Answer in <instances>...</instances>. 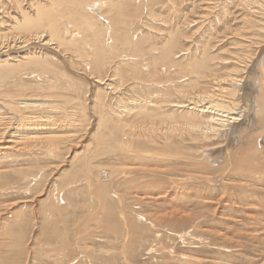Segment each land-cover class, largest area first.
<instances>
[{
    "label": "rangeland",
    "instance_id": "1",
    "mask_svg": "<svg viewBox=\"0 0 264 264\" xmlns=\"http://www.w3.org/2000/svg\"><path fill=\"white\" fill-rule=\"evenodd\" d=\"M201 1L148 0L147 7L151 11L154 10V16L149 18L141 8L137 11L132 4L123 5L119 16L124 17V22L114 26L117 36L126 33L133 35V26L144 28L145 38L151 40L153 44L156 42L157 47L172 38L174 57H177L178 61L176 66L180 68H177V71H182L178 74L179 79L187 81L189 73L195 78L196 72H200L198 84L196 82L189 86V82L184 87L186 82L181 81V85L178 84L180 90L173 87L170 89L171 92L163 91L170 98H162L160 88L150 84V76L145 73L147 67L138 66L141 73L137 75L134 71L136 66L122 61L123 58H128L127 61L135 62L138 58L132 55L130 47L128 50H131L129 52L132 57L128 55L124 57L127 54L125 45L117 49L118 57L104 53L106 57L103 58L101 55V61L106 64V69L97 67L94 60L99 55L96 49H92L86 58L88 61L81 63L82 65L75 61L73 65L77 69L83 71L85 69L94 77L115 76L118 80L117 85L121 87L119 92L110 94V97L99 86L97 88L100 90L94 98L91 96L94 89L90 79L83 80V75L79 77L67 72L68 77L62 75L56 84L60 87L54 88L63 95L49 99L51 103L49 111L44 110L46 113L41 109H39L41 112L31 111L34 112L33 115L31 112H24L25 116L28 114L36 117L47 116L48 119L51 118L53 126L51 130L38 131L39 138L35 141L31 139L32 141L21 142L0 164V264H264V164L260 170L248 169L253 164L244 159L242 152H239L236 162L228 164L223 153L229 145L233 146V152L248 149L249 146L238 148L239 138L231 134H229L231 144L227 140L228 136L220 139L212 137L214 141L203 143L202 138L199 139L196 134L187 131L171 135L173 137H170L171 141L168 143L163 135L149 136V132H145L143 126L147 121L150 122L151 116L137 112L138 108H130L137 106L140 101L146 102L151 98L158 104L160 102L166 104L167 99L182 100L181 89L194 94L202 90L209 91L211 89H204L206 85L203 84L204 81L213 80L216 74L220 76L231 73L233 64L226 61V58H233L237 62V57L240 59L244 57L241 59L243 67L239 68L241 71L238 74L244 72L247 79L243 80L246 87L241 91L246 95L239 97V104L245 107L246 100L250 99L251 91L256 84L258 87L257 80L262 76L264 46L260 50L259 46L254 48L253 45L254 47L250 48L244 42L241 45L238 43L242 39L247 40L249 34L253 32L254 24L264 23L259 22L258 18L241 16L234 22L230 21L228 25L227 17L223 16L224 14L216 15L217 7L214 6L212 11L210 10L211 14L201 17L199 14L203 12V8L200 10L199 5L206 2L208 4L205 7L214 5V0H203L204 2L200 4ZM123 9L127 10L124 12ZM170 23L172 24L169 25ZM240 26L246 29H238ZM100 30L104 32L103 28ZM166 35L171 36L170 39ZM136 38L137 35L134 39ZM256 38L258 41L264 39L262 35ZM110 40L112 41L109 39L108 42L111 44ZM88 42H92L91 35ZM260 42L263 43L264 40ZM195 45L204 46L203 49L202 47L196 49ZM187 49L189 51H186ZM134 53L138 55L135 50ZM177 55L182 57L179 58ZM250 56H253V59ZM203 57L206 58L205 64L210 69L209 67L195 69L197 62ZM248 60L252 61L251 64L256 65L257 69L252 65L247 67L245 63H248ZM11 75L7 69L0 70V87L4 88L7 83H13L18 77L10 78ZM36 75L38 74H25L17 82L23 81L20 85L22 89L27 90L26 93L38 94L40 99H43L41 95L45 91L42 87L46 84L42 80L43 75L41 78ZM178 75L173 77L177 78ZM63 77H66L67 81ZM133 81L139 85L131 83ZM87 88L89 96L86 94ZM72 89L76 92L74 93ZM115 97L117 98L114 100ZM125 102L126 105L123 107ZM55 106L64 109L67 117L55 112ZM107 106L109 113L106 110ZM124 108L126 111L121 112ZM254 111L255 108L249 109L251 115L246 123L255 118ZM72 113L76 117H73ZM125 115L128 118L124 117ZM120 117L125 118H122L124 122ZM70 120L73 122L70 123ZM97 120L101 121V125H98ZM251 123L249 127L254 125ZM131 126L137 127L134 129ZM260 131L259 126L255 128L254 138L256 140L262 137L264 141V132ZM181 137H184L183 140ZM45 138L48 141L44 140ZM258 141L257 146H264V142ZM23 145L26 146V150ZM207 149L211 153L206 152ZM12 153L20 157L14 154L12 156ZM258 153L264 158V154ZM3 166L9 167V171ZM153 170L163 171L167 177L155 179L151 176ZM124 173L127 174L126 178ZM176 173L178 175H175ZM213 178L217 180L214 181ZM125 218L127 219L124 220Z\"/></svg>",
    "mask_w": 264,
    "mask_h": 264
},
{
    "label": "bare ground",
    "instance_id": "2",
    "mask_svg": "<svg viewBox=\"0 0 264 264\" xmlns=\"http://www.w3.org/2000/svg\"><path fill=\"white\" fill-rule=\"evenodd\" d=\"M147 1L148 0H143V1L142 0H86V1L85 0H76V2H74V1L71 2L70 0H0V70L7 69L8 73L12 74L10 76V78H14V76H18L16 78V80L13 81V83H7V85L4 88L0 87V164H1V162H3L5 159H7L9 157L10 152L12 150H14L21 142H23L24 140L27 141V140H31V139L32 140L34 139L33 141H35V139L39 138L38 131L47 130V129L51 130V128L53 126V123L50 120L51 118L48 119L47 116L45 117L44 115L36 117V116H30V114H28V116H25L24 114L27 112L30 113L31 111H36L39 109H41V111H44V110L49 111V109L51 108V103H50L51 99L50 98L63 95L62 92L54 90L55 87H57V88L60 87V86L58 87V85L56 86V84L60 81V77L62 75L68 77L66 75L67 72H71L72 74L74 73L76 75H79V77L83 75L86 78L85 79L84 77H82L83 80L90 79L91 83H92L91 85L93 86V89H94L93 93L91 95L92 97H94V95L97 96V92H98V90H100L97 88L99 86H101V89L105 91L107 96H108V94L113 95L114 93L119 92L121 87H119L117 85L118 80H116L117 78L115 76L113 77V76L109 75L106 77H94V75H92L91 73H88L87 71H85V69L83 71V70L75 68V66L73 65L75 61H78L79 64H81V63L84 64L85 61L87 60L86 59L87 56H89V53H90V51H92V49H96L97 54L99 55L97 57V59L94 58L95 59L94 62L97 65V67L101 68V69H106L107 66L104 62L101 61L102 57H100V56L102 55L104 58V57H106V56H104V53H107V55L111 54L110 56L114 55V56L118 57L117 56V51H118L117 49L121 48L122 46L124 47V45H125V50L127 51V54L124 55V57L127 55L129 57H132V55H133V56H136L138 58L135 59L136 60L135 62H130V61H127L128 58L126 59V58L122 57L123 58L122 61L123 62L125 61L126 64L128 63V64L132 65L133 67L136 66L134 71H135V74H137V75H139L141 73V70H140V68H138V66L144 65L145 68L147 67V70L145 71V73L149 74L148 76H150V79H151V80H149V81H151L150 84L152 83V85H155V86L160 88V90H161L160 92L162 93V96H161L162 98L163 97L164 98H170V97L166 96L165 93L167 91H170V89H173V87L176 88L175 90L179 89L178 84L181 85L180 83H182L181 81L185 80L184 79L185 77L183 78L184 80L179 79L180 77L178 74H179V72L182 73V71H179V72L177 71V68H179L178 66H176L178 61L176 60L177 57L176 58L174 57V51H173L174 43L172 41V38L170 39L171 36L166 35L169 37L170 40H168L167 42L165 41L166 43H163L161 46L159 44V47H157L156 42H155L156 44L155 43L153 44V43H151V40L145 38V35L143 32L144 28L141 29L139 26H136V27L133 26L134 28L133 27L132 28H133L134 32H133V35H131L132 33L130 34L131 36L127 33L121 34L120 36H117V31L114 28L115 25H120V24H122V22H124V17L119 16V13L121 12L120 10H121L123 5L132 4L137 9V11L139 8H141L143 10V13L147 14L146 17H148V18L153 17L154 16V10L151 11V9L149 7H147ZM202 2H204V1L202 0L200 2V4ZM210 3L212 4V2H210ZM207 4L208 3L206 2V3H203L202 5H199L200 10H201V8H203L202 9L203 12L200 13L199 16L207 17L209 14H211L210 10L213 9V6H214V8L217 7L215 10L216 15L218 14V16H219V15L224 14L223 16L227 17L226 20L228 22V25L231 23L230 21L234 22L235 19L240 18L241 16L250 17V18H258L259 22L264 23V0H214V5H208L205 7V5H207ZM136 9H134V10H136ZM123 10L125 12L127 9L126 10L123 9ZM199 12H201V11H199ZM148 14H149V16H148ZM157 14H155V15H157ZM126 15H128V14H126ZM143 16H145V14H143ZM128 17H130V16H128ZM137 17H138V15H137ZM125 18H127V16ZM130 18H128V19H130ZM139 18H141V16ZM139 18L137 20H139ZM184 18H186V16H184ZM208 18H210V17H208ZM135 20H136V18H135ZM154 20L155 19H153V21ZM160 20H161V18H160ZM205 20H206V18H205ZM168 22H170V21H168ZM165 23H167V22H165ZM203 23H205V22H203ZM131 24H133L132 21H131ZM171 24L172 23H170L169 25H171ZM193 24H194V22H193ZM200 24H199V26H200ZM138 25H141V24H138ZM203 25H201V26L203 27ZM129 27L130 26H128V28ZM210 27H212V26H210ZM96 28H99V29H96ZM101 28H103L104 32L100 30ZM149 28H147V29H149ZM226 28L227 27H225V29ZM240 28L246 29V27H243V26H240L238 29H240ZM253 28H252L253 32H251L248 36V38H250V39H248V38H247V40L242 39V41H241L242 43L240 42L238 44L241 45L244 42L247 46H250V48L254 47V46H255L254 48H258V46H259V48L261 50V49H263L264 42L262 43L260 41H263L264 39H261L260 41H258L259 39H257L256 37L261 36V35L264 37V24L256 23L253 25ZM161 29H162V27H161ZM238 29L236 28V30H238ZM95 31H97V32L95 33ZM158 31H159V28H158ZM196 31H197V29L195 30V32ZM90 35H91V39H92L91 43L88 42V37ZM135 35H137L136 39H134ZM142 35H143V37H142ZM173 35L174 34H172V37H173ZM155 36H156V34H155ZM163 36L164 35H162V37ZM253 36H255V37H253ZM106 37H107V39H106ZM109 39H112V41L110 40L111 44L108 42ZM153 39H155V38H153ZM158 40L160 41L159 38H158ZM187 41H189V40H187ZM198 42H197V44H198ZM203 46L204 45H202V46L195 45L196 49H198L200 47H202V49H203ZM129 47L131 48V50L133 52L132 55L130 54L131 50H128ZM244 48H245V46H244ZM189 49H190V47H189ZM134 50L136 52H138V55H135ZM186 51H189V50L187 49ZM182 54L185 55L184 52ZM146 55H147V57H146ZM237 55H238V53H237ZM255 56H257V55H255ZM178 57L180 58L182 56H178ZM250 57L252 58L253 56H250ZM261 57H260V59H261ZM243 58H241V59H243ZM246 58H247V56H246ZM131 59H133V58H131ZM226 59H227L226 61L231 62L233 64L232 70H230V71H232L234 73L232 74V72L231 73L228 72L229 74H226V75L223 74L220 76H218L216 74V77L212 78L213 80L206 78L207 81H204V83H203V84H206L204 86V89H211L209 91L202 90V91H199L197 94H194V92L193 93L192 92L186 93V92H184L186 90L181 89L180 93L183 96L182 100H174V99L169 100V99H167L166 104H164V102H160L158 104V102H156V100H153V98H151V99H148V101H146V102H145V100H143L144 103L140 101V103H138V105L135 107H133V106L132 107L129 106V107L135 108V109L138 108V109H136V110H138L137 112L151 116V117H149V119L151 118L150 122L146 120L147 122L143 126L144 129H146L145 132L148 131L149 136L163 135L167 139L168 143H170V141H171V140L169 141V139H171L173 137V136L171 137V135H174L175 133L179 134V131L192 132V134L193 133L196 134L199 137V139L202 138L203 143L214 141V140H212V137H214L215 139H220L222 137L226 138L227 136H228L227 140L230 143V140H229L230 135L229 134H231L232 136L237 135L239 138V144H238V146L237 145L236 146L238 148L239 147H246V146H249V147H248V149L242 148L244 150L233 152L232 151L233 150L232 145L226 146V150L224 149V151H223L225 161L228 162V164L236 162L237 157H239V152H242L241 155H243L244 159L249 160V164H253L252 166H250V168H248L249 166H247V165H246V167L248 169L254 168V169L260 170L261 166L264 164V158L260 157L258 152L264 154V146L258 145L259 146V148H258L256 142L258 140H259L258 141L259 143L264 142V141H262V137H260L261 135L258 136L260 138L255 140L254 134L256 132H254V131H255V128L259 126L260 130L262 132H264V68L262 69V72H261L262 73L261 79L259 78L257 80L258 81V87H256L257 84L254 86V90L251 91L252 96L250 97V99L248 98V96H247L248 99L244 98V99H247L246 100L247 102H246V105H245V103L243 104V105H245V107H242V105L239 104V101H240L239 97H240V95L241 96L244 95V97L246 95L245 92L243 94L241 91H244V89H245L244 87H246V86H244V82L247 79L245 78L246 76H245L244 72H242L241 74H238V72L241 71V69H239V68L243 67V63L241 64L242 61H241L240 57L239 58L237 57V59H238L237 62L233 58H226ZM255 60H256V57H255ZM118 61H120V59ZM205 61H206L205 57H203V59L201 58L200 61L197 62L195 69H198V68L199 69H202V68L207 69L209 66L205 64ZM117 62L115 61V63H117ZM144 62H145V64H144ZM247 62L248 63H245L247 65V67L251 66V65L253 66V64H251L252 61L248 60ZM253 62H254V60H253ZM255 66H253V68ZM263 66H264V64H263ZM126 67L127 66H125V68ZM34 69H37V70L34 71ZM209 69H210V67H209ZM254 69H252V70L254 71ZM60 71L62 73H59ZM109 71H110V69H109ZM197 71H199V70H197ZM190 72L195 73L194 71H190ZM34 73H37L38 75H36V76H39V77L43 75L42 80H44V82L46 84L44 87H42V89L45 91V93L43 95H41V97H43V99H40V97H39L40 95H38V94L34 95L32 93H26L27 90L22 89V86L20 85L21 82H23V81H21L20 83L17 82V80L22 79L23 75H25V74L26 75H30V74L34 75ZM255 73H257V72L255 71ZM115 74H116V72H115ZM117 74L118 75H116V76L118 77L119 73H117ZM196 74L197 75L195 76V78H197V79L194 78L193 74L189 73L187 81L186 80L184 81V82H186L184 87H186L189 82H190L189 86H191L192 84H195L197 82V80L199 79L198 77H201V74H200V72H196ZM173 75H178V77L177 78L173 77ZM120 76H122V75L120 74ZM66 77H63V78H66ZM262 78H263V80H262ZM69 79H70V77L68 78V80ZM74 79H75V77H74ZM200 79L202 80L203 78H200ZM80 80H82V79H80ZM243 80H245V81H243ZM250 80H251V78H250ZM66 81H67V78H66ZM121 81H123V80H121ZM131 83H137V82L133 81ZM147 84L149 86V82ZM197 84H198V82H197ZM91 85H90V87H91ZM119 85H121V82ZM152 85H150V86H152ZM90 87L88 86V88H90ZM249 87H251V86H249ZM26 88L31 89L32 87H26ZM88 88H87V92H86L87 96H89ZM11 90H13V91H11ZM52 90H54L55 92ZM59 90H61V89H59ZM163 91H165V93H163ZM253 91H256V93H253ZM73 92L75 93L76 90L75 91L73 90ZM231 93L233 95H230ZM99 94H98V96H99ZM150 94H152V92ZM247 95H249V94H247ZM110 97H111V95H110ZM117 97H119V94L117 95ZM117 97H115L114 100ZM97 98H99V97H97ZM140 98L141 97H138V99H140ZM145 98H147V97H145ZM242 98L243 97H241V99ZM89 101H90V99H89ZM98 101H101V100H98ZM137 101H139V100H137ZM243 101H245V100H243ZM130 104L131 103H129V105ZM76 105H78V104L76 103ZM79 105L81 106V104H79ZM125 105H126V102H125L123 107H125ZM112 107H113V105H112ZM117 107H119V106H117ZM123 107H121V108H123ZM91 108H92V106H91ZM251 108L252 109L255 108V111H254L255 118L253 120L249 121L250 123L252 122L251 124H254V125H251L249 127L250 123L249 122L246 123V122H247L248 118H250V115L253 113L252 111L250 112L251 114L249 113V109L251 110ZM54 109L58 110V111L54 110L55 112H60L62 115L66 114V111H64V109L60 108L59 106H55ZM103 109H102V112H103ZM113 109H115V108H113ZM106 110L108 111V106H107ZM122 110L126 111V108L121 109V112H123ZM67 111H68V109H67ZM118 111L120 113V110H118ZM40 112H39V114H40ZM68 112H70V111H68ZM71 112H73V111L71 110ZM109 112L110 111H108V113ZM33 113L31 115H33ZM47 113H49V112H47ZM73 113L75 114V112H73ZM73 113L71 114L72 116L74 115ZM52 114H54V113H52ZM115 114H117V112ZM98 116H99V112H98ZM112 116H113V114H112ZM137 116H139V115H137ZM65 117H67V116L65 115ZM73 117H76V116H73ZM91 117H92V115H91ZM124 117L128 118L126 115ZM124 117H122V118L125 119ZM96 118H97V115H96ZM115 118H116V116H115ZM95 120L96 119H94V122H95ZM143 120H144V118H143ZM67 121L69 122L68 119H67ZM72 122L73 121L70 120V123H72ZM98 122H99L98 125H101L100 124L101 121H98ZM123 122H124V120H123ZM61 125L63 126V124H61ZM95 125L96 124H94V126ZM59 126H60V124H59ZM131 127L135 129L137 126L136 127L131 126ZM124 130H126V129H124ZM86 134H87V131H86ZM184 134H182V135H184ZM186 134L188 135V133H186ZM50 135H51V133H50ZM51 136H53V135H51ZM65 137H67V136L65 135ZM131 137H132V135H131ZM48 138L49 137L47 136V139ZM74 138H73V140H74ZM183 138H182V140H183ZM193 138H195V137H193ZM225 138H224V140H225ZM245 138H246V140L244 141ZM47 139L45 138L44 140H47ZM152 139H155V138H152ZM145 140H146V138H145ZM49 141H51V140H49ZM62 141H63V139H62ZM228 141H227V144H228ZM235 142H236V139H235ZM39 143H36V144H39ZM49 144H51V143H49ZM233 144H234V140H233ZM32 145H33V143H32ZM170 145L172 146V144H170ZM33 146L35 147V144ZM219 146H221V145H219ZM19 148H17V149H19ZM24 148L26 150V146H24ZM30 148H31V146H30ZM238 148H235V149L237 150ZM59 149H60V147H59ZM61 149H63V148H61ZM30 150H32V149H30ZM20 151H22V150H20ZM207 151H208V149L206 150V152ZM52 152H53V150H52ZM208 152L211 153V151H208ZM230 152L231 153L233 152V153L231 154ZM16 153L17 152H15V154ZM19 153L20 152H18V154ZM219 153H221V150ZM13 154L14 153H12V156H13ZM15 156H17V155H15ZM24 156H26V155H24ZM17 157L19 158L20 156H17ZM251 157H253L254 159L250 160ZM209 160L210 159H208V161ZM12 162H14V161H12ZM3 168H6V167L3 166ZM8 168H6V169H8ZM159 170L151 171V176L155 179H156V177L166 178L167 177L166 174L164 175L163 171H159ZM261 170H263V169H261ZM6 171H9V169ZM104 172H106V171H104ZM256 172L259 173V171H256ZM141 173L142 172H140V174ZM251 173H254V172L251 171ZM103 174H105V173H103ZM124 174H126V173H124ZM175 175H178V173H176ZM171 176L173 177V175H171ZM126 177H127V174L125 175V178ZM224 177L225 176H223V178ZM34 179H36V178H34ZM213 179H212V181H213ZM217 179H218V177H217ZM217 179L215 178L214 181H216ZM43 191H44V189H43ZM97 194L99 195V193H97ZM36 197H34V198H36ZM39 197H40V195H39ZM33 201H35V199ZM124 217L125 216H123V218ZM126 219L127 218H125L124 220H126ZM126 222L124 221V223H126ZM128 236H129V232H128Z\"/></svg>",
    "mask_w": 264,
    "mask_h": 264
}]
</instances>
